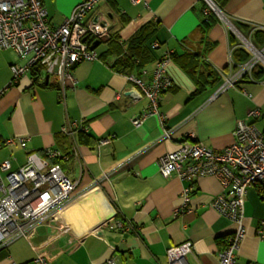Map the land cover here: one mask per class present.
<instances>
[{
  "label": "crops",
  "instance_id": "0c3cea01",
  "mask_svg": "<svg viewBox=\"0 0 264 264\" xmlns=\"http://www.w3.org/2000/svg\"><path fill=\"white\" fill-rule=\"evenodd\" d=\"M77 2L43 0L51 26L61 25ZM213 2L225 20L208 12L206 0L99 2L87 20L102 18L109 33L94 41L97 58L77 62L64 82L44 69L37 82L31 70L11 83V64L26 60L12 49H0V163L10 160L18 169L30 152L66 150L71 139L61 132L62 126L84 120L90 128L75 134L78 154L59 161L76 184L72 196L98 185L117 207V219L131 224L117 228L112 221L105 235L92 232L79 241L58 233L60 217L43 224L36 237L41 251L50 255L48 264H102L110 257L116 264H168L167 249L187 240L193 242L189 264H220V252L235 229L213 205L223 191L220 180L213 175L196 179L191 204L175 215L185 182L164 177L158 164L162 154L188 138L189 130L217 150L235 141L239 120L254 122L264 131L263 64L217 93L221 82L252 56L237 32L264 47V0ZM149 22L159 24L146 41L152 59L129 73L115 68L120 55L108 53L110 36L118 32L125 50V43ZM152 41L157 43L154 50L149 47ZM160 59L171 84L162 93L158 111L136 125L132 118L148 110L149 100L129 76L151 83ZM255 108L261 110L259 117L249 113ZM104 137L110 141L98 146ZM24 138L26 147L21 145ZM244 215L246 235L237 260L264 264V240L257 234L264 220V186L248 189ZM37 256L25 236L0 247V264H37Z\"/></svg>",
  "mask_w": 264,
  "mask_h": 264
},
{
  "label": "built area",
  "instance_id": "2783aa9c",
  "mask_svg": "<svg viewBox=\"0 0 264 264\" xmlns=\"http://www.w3.org/2000/svg\"><path fill=\"white\" fill-rule=\"evenodd\" d=\"M101 1L78 0L64 22L53 27L43 0H0V49H12L26 60L23 64H11V83L38 64L43 65L49 76L64 82L77 62L96 59L94 41L105 39L109 27L102 18L87 20V15ZM206 1L208 12L215 11L225 20L213 0ZM242 41L253 56L241 64L235 75H229L221 82L217 93L234 85L243 75L251 74L257 64L264 65V47H257L244 36ZM156 46L154 41L149 43L152 50ZM129 79L141 87L149 100L148 110L142 116L132 118L134 124L139 125L147 114L158 111L162 93L171 80L161 59L153 70L151 83L135 75H130ZM249 113L259 117L261 110L255 108ZM89 128L84 120H69L61 128V132L71 139L66 150L47 147L42 153L30 152L27 162L18 169L12 168L10 160L0 163V247L25 236L38 251L37 264H48L50 255L41 251V243L36 244V233L43 224L58 217L62 220L58 233L73 235L77 241L92 232L105 235L112 221L117 228L131 227L117 219V207L100 186L72 196L76 184L59 161L78 154L75 134ZM234 133L235 141L217 150L197 140L194 130H189L188 138L176 150L162 154L158 160L164 177L185 182L175 215L187 210L191 204L196 179L213 175L220 180L223 191L215 196L213 205L235 225L220 252V264H240L237 250L246 235L244 209L248 189L257 184L264 186V131L254 122L239 120ZM27 141L28 138L21 139V145L26 147ZM109 141V137L101 138L98 146ZM257 234L264 240V220L258 226ZM192 250L190 240L168 248V264H189L187 256ZM102 264H116V260L110 257Z\"/></svg>",
  "mask_w": 264,
  "mask_h": 264
},
{
  "label": "trees",
  "instance_id": "16d2710c",
  "mask_svg": "<svg viewBox=\"0 0 264 264\" xmlns=\"http://www.w3.org/2000/svg\"><path fill=\"white\" fill-rule=\"evenodd\" d=\"M159 24L155 22H149L143 25L129 40L126 42V49L119 42L120 37L118 36V32H115L114 35H111L110 39V47L107 50L108 53H112L114 55H120L118 58H115L113 65L120 71L129 73L135 68H141L145 62H147L151 58V54L149 48L146 44L147 39L154 33V31L158 28ZM114 37V39H113ZM242 50V49H241ZM249 55H245L244 58ZM248 57L246 61L249 59ZM262 65L261 63L257 64L255 68ZM42 70H44L43 65L38 64L32 68V75L34 82H37L42 75ZM204 88H199L202 90ZM198 90V91H199ZM261 186V185H260Z\"/></svg>",
  "mask_w": 264,
  "mask_h": 264
},
{
  "label": "water",
  "instance_id": "95a60500",
  "mask_svg": "<svg viewBox=\"0 0 264 264\" xmlns=\"http://www.w3.org/2000/svg\"><path fill=\"white\" fill-rule=\"evenodd\" d=\"M217 6V5H216ZM217 8L221 11V9L217 6ZM226 22H230V20H228L227 18H226ZM48 77V76H47ZM99 234H102V232H99Z\"/></svg>",
  "mask_w": 264,
  "mask_h": 264
},
{
  "label": "bare ground",
  "instance_id": "6f19581e",
  "mask_svg": "<svg viewBox=\"0 0 264 264\" xmlns=\"http://www.w3.org/2000/svg\"><path fill=\"white\" fill-rule=\"evenodd\" d=\"M35 242H36V244H39L40 243V240L36 237L35 238Z\"/></svg>",
  "mask_w": 264,
  "mask_h": 264
},
{
  "label": "rangeland",
  "instance_id": "374dc122",
  "mask_svg": "<svg viewBox=\"0 0 264 264\" xmlns=\"http://www.w3.org/2000/svg\"><path fill=\"white\" fill-rule=\"evenodd\" d=\"M236 34L238 35L239 39H240V40H242V37H241V36H239L238 32H237ZM252 56H253V55H252Z\"/></svg>",
  "mask_w": 264,
  "mask_h": 264
}]
</instances>
